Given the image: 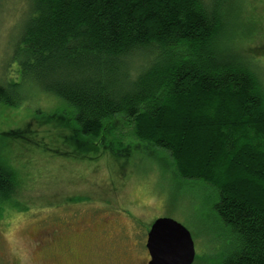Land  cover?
<instances>
[{
	"label": "trees",
	"instance_id": "obj_1",
	"mask_svg": "<svg viewBox=\"0 0 264 264\" xmlns=\"http://www.w3.org/2000/svg\"><path fill=\"white\" fill-rule=\"evenodd\" d=\"M243 16V0H31L12 59L20 78L0 85V104L19 106L26 86L63 101L39 121L71 151L35 144L58 156L120 171L135 155L165 156L179 179L214 189L235 239L194 264H264V47L243 49ZM5 147L0 214L20 209Z\"/></svg>",
	"mask_w": 264,
	"mask_h": 264
},
{
	"label": "rangeland",
	"instance_id": "obj_2",
	"mask_svg": "<svg viewBox=\"0 0 264 264\" xmlns=\"http://www.w3.org/2000/svg\"><path fill=\"white\" fill-rule=\"evenodd\" d=\"M243 1L238 30L247 33L241 44L251 52L264 47V0ZM30 5L31 0H0V85L19 81L12 59ZM258 58L264 71L263 54ZM22 95L17 107L0 104V146L6 144L19 177L13 202L20 207L7 205L0 214V264H148L147 235L159 218L190 231L197 257L220 259L231 251L235 239L214 209L219 200L211 186L179 179L161 154L135 155L141 163L130 160L121 171L106 157H66L64 150L71 148L38 113L64 111L65 103L29 86ZM41 138L63 156L37 147ZM79 198L89 201L74 202Z\"/></svg>",
	"mask_w": 264,
	"mask_h": 264
},
{
	"label": "water",
	"instance_id": "obj_3",
	"mask_svg": "<svg viewBox=\"0 0 264 264\" xmlns=\"http://www.w3.org/2000/svg\"><path fill=\"white\" fill-rule=\"evenodd\" d=\"M148 264H194L196 249L190 231L170 218L153 222L147 235Z\"/></svg>",
	"mask_w": 264,
	"mask_h": 264
}]
</instances>
